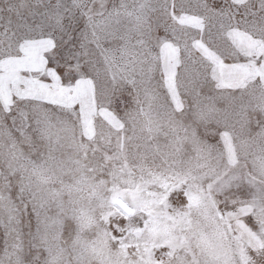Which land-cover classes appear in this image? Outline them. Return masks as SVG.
I'll use <instances>...</instances> for the list:
<instances>
[{"label": "snow or ice", "instance_id": "6c2138e0", "mask_svg": "<svg viewBox=\"0 0 264 264\" xmlns=\"http://www.w3.org/2000/svg\"><path fill=\"white\" fill-rule=\"evenodd\" d=\"M0 264H264V0H0Z\"/></svg>", "mask_w": 264, "mask_h": 264}]
</instances>
